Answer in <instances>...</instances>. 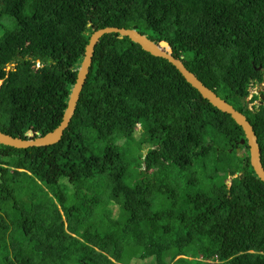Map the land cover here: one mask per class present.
I'll return each mask as SVG.
<instances>
[{
  "label": "trees",
  "instance_id": "16d2710c",
  "mask_svg": "<svg viewBox=\"0 0 264 264\" xmlns=\"http://www.w3.org/2000/svg\"><path fill=\"white\" fill-rule=\"evenodd\" d=\"M135 26L247 117L264 166V0H0V131L56 130L92 34ZM244 138L167 60L106 35L61 141L0 145V264H264Z\"/></svg>",
  "mask_w": 264,
  "mask_h": 264
},
{
  "label": "water",
  "instance_id": "95a60500",
  "mask_svg": "<svg viewBox=\"0 0 264 264\" xmlns=\"http://www.w3.org/2000/svg\"><path fill=\"white\" fill-rule=\"evenodd\" d=\"M106 35H118L120 39L129 38L134 43L139 44L146 52L150 53L151 55L167 60L179 71L186 82L196 89L212 106L217 108L219 111L230 115L236 124L242 128L245 138L241 140V145H248L251 166L257 177L264 183V166L258 136L247 117L236 110L226 100L219 97L206 85H204V83L185 66L182 59H177L174 56L173 50L169 43L165 41L160 43L152 41L147 36L141 34L138 31L137 26H135L133 29L106 27L97 30L92 34L86 47L84 60L78 70L77 80L72 89L64 119L56 130L45 136L38 137H35L33 130H29L25 134V138H14L0 131V145L21 150L33 147H47L58 144L61 141L64 132L69 127L75 115L83 87L87 81L90 68L92 66L96 46ZM260 98L264 100V95ZM241 151V149H237V154L239 155V153H241L242 155L239 156L243 158L244 154Z\"/></svg>",
  "mask_w": 264,
  "mask_h": 264
},
{
  "label": "rangeland",
  "instance_id": "374dc122",
  "mask_svg": "<svg viewBox=\"0 0 264 264\" xmlns=\"http://www.w3.org/2000/svg\"><path fill=\"white\" fill-rule=\"evenodd\" d=\"M19 57V56H18ZM42 65H40V64H38L37 63V65H36V69H38L39 67H41ZM14 67H15V64H11L9 67H8V69L7 70H9V71H12L13 69H14ZM0 85H1V82H0ZM259 88H262L261 86H253L252 87V94H255V92H257L258 90H259ZM261 97V96H260ZM250 99H251V96L248 98V102H250ZM261 100V99H260ZM256 101V102H253V103H249V105H248V107L252 110V109H254V107L255 106H258V105H260V102L261 101ZM243 154H245V150H243V151H241ZM146 153V152H145ZM239 156V155H238ZM213 170V169H212ZM214 171V173L216 172L215 170H213ZM232 171V169H231V166H229L227 169H226V172H228L229 174L227 175L228 176V180H227V185L229 186V185H231V182H232V180L234 179V178H237L238 176H241V173H238V174H235V175H231V172ZM225 172V171H224ZM225 172V173H226ZM218 176H217V175ZM215 174V177H216V182H215V184H217V182L220 180V178L223 176V174L224 173H216ZM214 177V178H215ZM65 183H66V181H65ZM208 191V188H205L204 189V192H207ZM68 194H71L70 193V191L68 192ZM83 194H84V198L87 200V203H88V205H89V207H92L93 208V213H94V215L92 216V219L94 220V222H95V220H97L96 219V215H99V216H101V218H100V221L102 220V218H103V216H104V214H107L108 212H109V207H108V205L110 204L109 203V199H107V198H103V201L100 203V201L96 204L95 202H94V199L96 198V196H98V197H100V195H99V192L98 191H96V190H93V191H84L83 192ZM81 199H83V198H81ZM82 208V207H81ZM62 212V211H61ZM92 225H94V223L92 224ZM77 253H75V255H74V258L77 256L76 255ZM123 263H125V264H128L126 261H123ZM134 263V262H133ZM132 263V264H133ZM72 264H76L75 263V261L72 263ZM134 264H137V263H134ZM182 264V263H181Z\"/></svg>",
  "mask_w": 264,
  "mask_h": 264
},
{
  "label": "clouds",
  "instance_id": "9594fccd",
  "mask_svg": "<svg viewBox=\"0 0 264 264\" xmlns=\"http://www.w3.org/2000/svg\"><path fill=\"white\" fill-rule=\"evenodd\" d=\"M37 63L38 64H40V65H42L41 64V62H39V61H36V65H37ZM36 65H35V67H36ZM40 68V67H39ZM1 82V84L3 83L2 81H0ZM255 86H258V85H255ZM251 91H252V88L250 89ZM262 91V88H259V90L257 91V92H255V94H257V93H259V92H261ZM254 94H252V92H251V99H252V96H253ZM261 96H263V95H261ZM250 99V100H251ZM262 102V101H261ZM66 113V112H65ZM64 119V118H63ZM242 146H244V145H242ZM240 149V148H239Z\"/></svg>",
  "mask_w": 264,
  "mask_h": 264
},
{
  "label": "bare ground",
  "instance_id": "6f19581e",
  "mask_svg": "<svg viewBox=\"0 0 264 264\" xmlns=\"http://www.w3.org/2000/svg\"><path fill=\"white\" fill-rule=\"evenodd\" d=\"M239 155L241 156L242 154H241V153H239Z\"/></svg>",
  "mask_w": 264,
  "mask_h": 264
},
{
  "label": "flooded vegetation",
  "instance_id": "af4514ba",
  "mask_svg": "<svg viewBox=\"0 0 264 264\" xmlns=\"http://www.w3.org/2000/svg\"><path fill=\"white\" fill-rule=\"evenodd\" d=\"M263 102H260V105L262 104Z\"/></svg>",
  "mask_w": 264,
  "mask_h": 264
}]
</instances>
